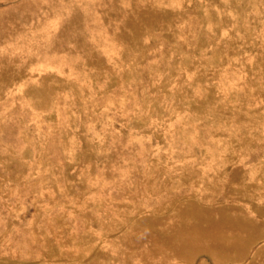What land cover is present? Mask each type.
<instances>
[{
  "label": "rangeland",
  "instance_id": "374dc122",
  "mask_svg": "<svg viewBox=\"0 0 264 264\" xmlns=\"http://www.w3.org/2000/svg\"><path fill=\"white\" fill-rule=\"evenodd\" d=\"M0 264H264V0H0Z\"/></svg>",
  "mask_w": 264,
  "mask_h": 264
},
{
  "label": "crops",
  "instance_id": "0c3cea01",
  "mask_svg": "<svg viewBox=\"0 0 264 264\" xmlns=\"http://www.w3.org/2000/svg\"><path fill=\"white\" fill-rule=\"evenodd\" d=\"M28 11H30V10L27 9L26 7H22L21 10L17 13V16H13V17L10 16V17L8 18V21H12V23H13V21H15V20L18 19L19 17L25 15ZM8 21H7V22H8Z\"/></svg>",
  "mask_w": 264,
  "mask_h": 264
}]
</instances>
